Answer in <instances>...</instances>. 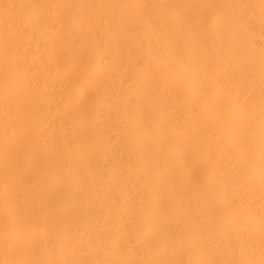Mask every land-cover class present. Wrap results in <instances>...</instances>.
Instances as JSON below:
<instances>
[{
  "label": "bare ground",
  "instance_id": "6f19581e",
  "mask_svg": "<svg viewBox=\"0 0 264 264\" xmlns=\"http://www.w3.org/2000/svg\"><path fill=\"white\" fill-rule=\"evenodd\" d=\"M0 264H264V0H0Z\"/></svg>",
  "mask_w": 264,
  "mask_h": 264
}]
</instances>
